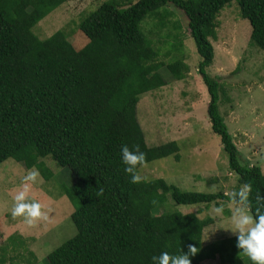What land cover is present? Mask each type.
<instances>
[{
  "label": "trees",
  "instance_id": "trees-1",
  "mask_svg": "<svg viewBox=\"0 0 264 264\" xmlns=\"http://www.w3.org/2000/svg\"><path fill=\"white\" fill-rule=\"evenodd\" d=\"M64 1L0 0V162L9 157L41 169L40 160L49 156L74 175L67 194L75 203L70 214L75 234L47 254L46 264H152V255L186 253L189 245L197 251L190 264L216 255L227 264H251L236 248L235 235L203 244V230L214 222L211 216L158 212L167 194L176 204L205 206L232 202L229 195L183 191L160 177L132 183L119 152L126 144L138 146L146 163L179 158L176 140L147 145L136 116L140 96L166 83L158 71V52L141 24L152 16L163 25L160 11L167 13L166 6L173 5L185 14L200 56L197 71L209 96L206 112L228 169L237 177L233 191L251 185L248 200L255 215L256 197H264V177L259 166L239 161L218 111L219 78L206 72L216 16L232 0H135L126 6L105 0L81 20L87 41L80 48L59 30L44 39L32 32ZM236 1L250 25V43L264 51V0ZM165 68L175 80L188 71L183 59Z\"/></svg>",
  "mask_w": 264,
  "mask_h": 264
},
{
  "label": "rangeland",
  "instance_id": "rangeland-1",
  "mask_svg": "<svg viewBox=\"0 0 264 264\" xmlns=\"http://www.w3.org/2000/svg\"><path fill=\"white\" fill-rule=\"evenodd\" d=\"M105 0H66L49 11L33 27L32 32L44 39L61 31L75 47L87 41L81 32V20ZM121 5L135 0H116ZM160 11L163 25L155 17H146L142 31L157 50L156 62L165 85L142 94L136 105V116L147 145L170 140L178 144L179 158L166 156L145 163L138 173L149 178H163L183 191L229 194L238 187L237 177L227 166V155L219 136L212 132L206 107V86L197 71L200 56L187 32V18L173 5ZM215 39L211 40L213 58L206 72L220 81L218 111L238 149L241 163L259 166L264 177V51L250 43V25L240 16L236 0L225 4L216 16ZM177 41H181L179 45ZM177 45V46H176ZM176 46L177 49L174 47ZM183 59L188 71L180 80L167 72L165 65ZM42 168H26L14 158L0 162V258L3 264H46V256L75 234L70 214L75 203L67 194L74 175L49 156L42 158ZM39 172L29 195L42 205L47 218L25 225L21 217H12V197L19 189L27 170ZM224 206V214L216 216L212 208ZM231 201L183 205L166 195L159 213L194 212L209 215L214 222L203 230L202 242L234 236L230 214ZM200 209V210H199ZM218 255L201 264H227Z\"/></svg>",
  "mask_w": 264,
  "mask_h": 264
},
{
  "label": "clouds",
  "instance_id": "clouds-1",
  "mask_svg": "<svg viewBox=\"0 0 264 264\" xmlns=\"http://www.w3.org/2000/svg\"><path fill=\"white\" fill-rule=\"evenodd\" d=\"M119 152L123 171L129 175L130 182L145 181L147 177L140 175L137 171L138 167L142 168L146 163L145 154L139 150L138 146L130 148L124 144L120 146ZM38 177L39 172L36 169L27 170L21 177L19 189L12 197L11 216L21 217L22 222L28 226H32L37 220L47 218L40 202L29 195L30 188L37 182ZM250 191L251 185L244 184L238 190L228 194L235 205L230 214L231 232L236 238V248L248 258L251 264H264V197L260 195L256 197L259 207L253 215L248 200ZM224 211L222 204L212 208V213L216 216H222ZM196 252V247L189 245L186 253L161 251L159 255H152L150 260L152 264H190L189 257Z\"/></svg>",
  "mask_w": 264,
  "mask_h": 264
}]
</instances>
